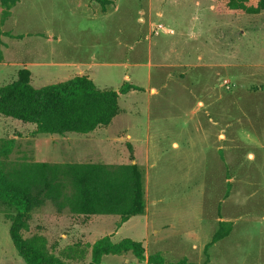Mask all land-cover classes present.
Masks as SVG:
<instances>
[{
  "label": "rangeland",
  "instance_id": "374dc122",
  "mask_svg": "<svg viewBox=\"0 0 264 264\" xmlns=\"http://www.w3.org/2000/svg\"><path fill=\"white\" fill-rule=\"evenodd\" d=\"M23 69L36 89L87 76L101 90H141L87 135L38 134L0 115V147L13 143L6 169L133 164L146 204L123 223L48 201L30 235L71 263L109 236L168 263L264 264V12L224 13L214 0H0V88ZM14 212L0 204V264H26L10 237ZM221 222L230 233L206 251ZM102 264L148 263L129 253Z\"/></svg>",
  "mask_w": 264,
  "mask_h": 264
},
{
  "label": "trees",
  "instance_id": "16d2710c",
  "mask_svg": "<svg viewBox=\"0 0 264 264\" xmlns=\"http://www.w3.org/2000/svg\"><path fill=\"white\" fill-rule=\"evenodd\" d=\"M220 12L258 15L264 0H214ZM139 87L125 84L119 91L101 90L87 76L36 89L31 72L0 88V115L17 123L35 126L38 134L87 135L107 128L120 114V97ZM12 142L0 147V204L15 212L8 215L10 237L26 264H102L104 257L131 253L140 263L197 264L182 259L168 263L160 253L146 257L142 242L109 236L96 241L90 261L71 263L56 255L39 234H29L35 208L52 202L58 209L86 218L119 216L123 223L145 213L143 175L137 165L108 166L103 163L20 164L7 170L3 157L11 154ZM232 223L221 222L206 251L224 239Z\"/></svg>",
  "mask_w": 264,
  "mask_h": 264
},
{
  "label": "crops",
  "instance_id": "0c3cea01",
  "mask_svg": "<svg viewBox=\"0 0 264 264\" xmlns=\"http://www.w3.org/2000/svg\"><path fill=\"white\" fill-rule=\"evenodd\" d=\"M126 78H127V77H126ZM134 86H135V85H134ZM136 87H137V86H136ZM153 90H154V89H153ZM153 90H152V91H153Z\"/></svg>",
  "mask_w": 264,
  "mask_h": 264
}]
</instances>
